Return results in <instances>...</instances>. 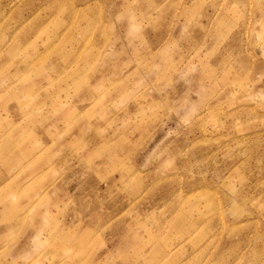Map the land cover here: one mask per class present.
Wrapping results in <instances>:
<instances>
[{"label":"rangeland","instance_id":"1","mask_svg":"<svg viewBox=\"0 0 264 264\" xmlns=\"http://www.w3.org/2000/svg\"><path fill=\"white\" fill-rule=\"evenodd\" d=\"M0 264H264V0H0Z\"/></svg>","mask_w":264,"mask_h":264}]
</instances>
